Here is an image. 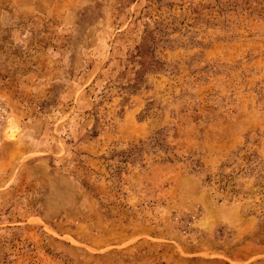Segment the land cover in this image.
I'll return each instance as SVG.
<instances>
[{"label": "rangeland", "instance_id": "1", "mask_svg": "<svg viewBox=\"0 0 264 264\" xmlns=\"http://www.w3.org/2000/svg\"><path fill=\"white\" fill-rule=\"evenodd\" d=\"M0 264H264V0H0Z\"/></svg>", "mask_w": 264, "mask_h": 264}]
</instances>
